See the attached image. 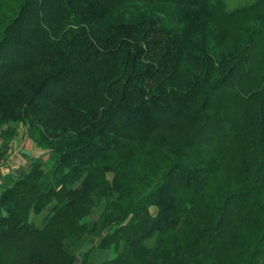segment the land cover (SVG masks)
<instances>
[{
    "label": "trees",
    "instance_id": "16d2710c",
    "mask_svg": "<svg viewBox=\"0 0 264 264\" xmlns=\"http://www.w3.org/2000/svg\"><path fill=\"white\" fill-rule=\"evenodd\" d=\"M21 128L0 264H264V0H0Z\"/></svg>",
    "mask_w": 264,
    "mask_h": 264
},
{
    "label": "crops",
    "instance_id": "0c3cea01",
    "mask_svg": "<svg viewBox=\"0 0 264 264\" xmlns=\"http://www.w3.org/2000/svg\"><path fill=\"white\" fill-rule=\"evenodd\" d=\"M25 131L24 128L19 130V134L11 144L7 160L0 164V194L14 182L17 177L14 174L15 171L20 173L28 171L31 161L39 156H42L44 160L48 158V155L40 152Z\"/></svg>",
    "mask_w": 264,
    "mask_h": 264
},
{
    "label": "rangeland",
    "instance_id": "374dc122",
    "mask_svg": "<svg viewBox=\"0 0 264 264\" xmlns=\"http://www.w3.org/2000/svg\"><path fill=\"white\" fill-rule=\"evenodd\" d=\"M225 1H226L229 8H234L235 6H239L241 4L247 3L250 0H225ZM94 219H96V212L90 217V221H92ZM83 243H85V241ZM81 245H79L77 250L75 251V254L77 256H80L82 254V252L88 248V245H90V242H86L85 244H81ZM107 256L108 255L106 252L95 250L93 252V254L91 255V259H92L94 264H100V262L102 260L106 259Z\"/></svg>",
    "mask_w": 264,
    "mask_h": 264
},
{
    "label": "water",
    "instance_id": "95a60500",
    "mask_svg": "<svg viewBox=\"0 0 264 264\" xmlns=\"http://www.w3.org/2000/svg\"><path fill=\"white\" fill-rule=\"evenodd\" d=\"M14 174L19 176L21 173L19 171H15Z\"/></svg>",
    "mask_w": 264,
    "mask_h": 264
}]
</instances>
